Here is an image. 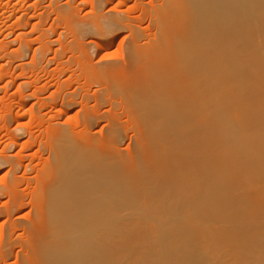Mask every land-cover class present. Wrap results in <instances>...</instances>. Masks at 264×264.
<instances>
[{"label":"bare ground","instance_id":"6f19581e","mask_svg":"<svg viewBox=\"0 0 264 264\" xmlns=\"http://www.w3.org/2000/svg\"><path fill=\"white\" fill-rule=\"evenodd\" d=\"M257 4L264 0H135L137 21L120 0L106 12L93 0L79 18L60 6L73 41L124 30L130 40L104 61L92 59L94 40L72 42L83 90L57 97L66 112L81 104L84 118L48 123L29 194L17 174L31 167L29 153L0 151L9 175L0 264H14L13 254L15 264H146L152 245L127 248L135 232H159L161 264H264L263 63L245 71L264 35L242 14ZM15 131L17 141L25 135ZM27 204L31 215L15 217Z\"/></svg>","mask_w":264,"mask_h":264},{"label":"rangeland","instance_id":"374dc122","mask_svg":"<svg viewBox=\"0 0 264 264\" xmlns=\"http://www.w3.org/2000/svg\"><path fill=\"white\" fill-rule=\"evenodd\" d=\"M118 1L104 0L102 10L106 12L116 9ZM120 1L119 8L137 21L141 10L135 8V0ZM92 4L93 0H0V151L29 153L25 162L31 164V167H28V172L23 167L17 173L23 178L20 187L26 194L34 188L37 170L46 161L44 141L48 123L61 121L77 126L84 118L81 104L78 103L66 112L61 98L57 97L59 93L68 92L78 95L83 90L80 87L82 64L79 49L72 42L89 44L94 40L96 48L91 50L92 59L104 61L123 56L130 40L128 30H124L118 35L107 36L82 33V41H73L75 30L62 17L60 6H70L79 18L92 12ZM242 14L247 16L246 22L248 18L254 19L255 34L262 37L264 4H257L252 9L248 6L242 8ZM141 23L150 29L147 18L142 19ZM257 63H263L260 68L264 70V51L254 56L245 68L246 73L252 75L251 70L253 67L258 68ZM61 84L65 86L59 89ZM18 126L25 129V135L17 141L14 137ZM102 126L103 124L97 126V129L101 131ZM29 130L33 131L30 138ZM130 142L126 138L121 146L128 148ZM8 176L4 172L0 173V186L6 183ZM30 215L31 205L27 204L15 217L28 218ZM159 237V232L131 233L127 248L130 246L131 249L135 244L137 249L152 245V254L146 264H161L162 255L158 250L155 252L153 247ZM141 254L138 250L135 252L137 257ZM16 259V254H13L10 260L15 264Z\"/></svg>","mask_w":264,"mask_h":264}]
</instances>
